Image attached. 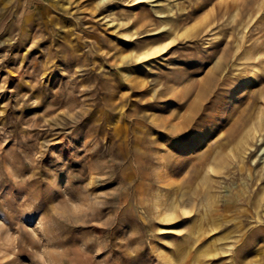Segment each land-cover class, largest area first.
<instances>
[{"label": "rangeland", "instance_id": "rangeland-1", "mask_svg": "<svg viewBox=\"0 0 264 264\" xmlns=\"http://www.w3.org/2000/svg\"><path fill=\"white\" fill-rule=\"evenodd\" d=\"M247 183L202 264H264V0H0V264H167Z\"/></svg>", "mask_w": 264, "mask_h": 264}, {"label": "bare ground", "instance_id": "bare-ground-1", "mask_svg": "<svg viewBox=\"0 0 264 264\" xmlns=\"http://www.w3.org/2000/svg\"><path fill=\"white\" fill-rule=\"evenodd\" d=\"M166 26H169V24H166ZM169 45L170 43L164 46H158L155 48L152 47L148 52L144 54L143 57L146 58L160 53ZM245 145L248 146V142H246ZM247 188L248 183L245 184V186L242 189L238 190L235 194L227 188L225 203L226 209L224 210V212L220 213V209H217L215 215H213L210 211V215L203 214L198 219H196L193 224L190 238L188 240L186 239L187 241H185L182 245V252L178 257H169L166 261L167 264H181L187 259L195 264H202L205 263L204 258L216 257L220 254L222 255L231 252L232 248L235 247V244L242 240L243 236L246 233L244 231V226L240 218L236 215L231 214L232 209L238 208L241 211H252L249 210V208H252V205H249V203H251V196L246 193ZM171 206L172 205L170 204V207L164 209L163 214L161 215L162 220L170 221L174 218V215L176 213V210L174 209L175 204L174 207ZM254 209L257 213V217H255L254 213L252 212V218H256L257 220H259L261 218V211L259 210H264V188L255 198ZM226 220L234 222L235 227L233 231L228 232L224 235L222 234L220 236H216L208 243L201 242L202 236L219 229ZM219 242H221L222 245H218ZM192 249H194V251L190 255Z\"/></svg>", "mask_w": 264, "mask_h": 264}]
</instances>
